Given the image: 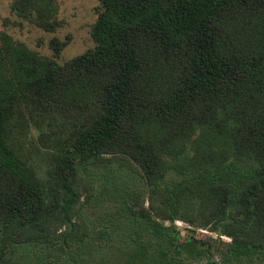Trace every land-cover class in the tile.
I'll return each instance as SVG.
<instances>
[{
  "label": "trees",
  "instance_id": "trees-1",
  "mask_svg": "<svg viewBox=\"0 0 264 264\" xmlns=\"http://www.w3.org/2000/svg\"><path fill=\"white\" fill-rule=\"evenodd\" d=\"M89 33L0 28V264H264V0H97Z\"/></svg>",
  "mask_w": 264,
  "mask_h": 264
},
{
  "label": "rangeland",
  "instance_id": "rangeland-1",
  "mask_svg": "<svg viewBox=\"0 0 264 264\" xmlns=\"http://www.w3.org/2000/svg\"><path fill=\"white\" fill-rule=\"evenodd\" d=\"M56 17L59 25L52 31L44 30L33 23L20 19L11 9V0H0V28H4L11 37L22 42L38 53L62 62L93 46L89 29L96 18L97 0H56ZM54 37L63 43L58 54L54 56L49 40ZM174 223L184 232L188 225L175 219ZM199 233L213 235V232L196 228ZM222 239L227 240L226 236Z\"/></svg>",
  "mask_w": 264,
  "mask_h": 264
}]
</instances>
